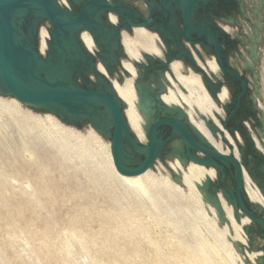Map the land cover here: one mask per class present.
<instances>
[{"label": "water", "instance_id": "water-1", "mask_svg": "<svg viewBox=\"0 0 264 264\" xmlns=\"http://www.w3.org/2000/svg\"><path fill=\"white\" fill-rule=\"evenodd\" d=\"M110 1L115 3L112 4ZM163 1L160 2L161 8H163ZM193 1L186 0L182 9L185 41L189 40L187 31H203L190 28L188 16L193 8ZM74 5L80 6L79 11H72ZM98 9H109L122 18L119 23L111 24V28L117 38L120 52L125 57L121 40H119L120 26L144 27L149 23L130 22L136 13L122 0H67V5H61L57 0H0V94L11 95L19 102L28 104L34 111L51 113L62 123L73 124L76 127L89 124L91 128L109 140L111 161L119 174H140L153 167L158 159L163 161V158L169 160L177 158L183 166L192 162L206 168L212 167L215 171L214 179L210 181L205 179L204 184L197 187L205 191L203 200L217 208L221 223L228 225L225 215L220 211L218 194L231 206L236 223H240L241 219L246 217L248 222L242 230L248 233L251 248H256L251 230L253 224L258 225L259 230H256V233L264 239V207L248 200L243 190L242 170L249 174L264 198V154L256 147L252 137L253 133L259 145L264 147V116L261 110L254 107L257 102L252 99L250 102L252 107L249 111L252 113L254 122H248V128L238 125L240 119L234 124L229 123L246 89L245 79L242 80L240 90L234 95L225 84L231 98L227 103L229 105H222L225 112L221 120L222 128L233 140L235 132L240 139V143L236 144L238 153L236 158L230 145L227 154L214 149L188 123L181 107L166 105L157 93L153 94L154 89L151 83L159 92L163 90V82L159 79L154 81L148 72L158 67L159 69L155 72L164 82H167L166 71L169 64L173 60H179L184 65L183 60H188L191 64L188 68L200 76L205 88L215 101V95L222 86L223 79L214 78L204 68L195 65L185 49L184 55L170 54L167 58L163 56L164 48H162L161 57L143 53L144 62H133V66L137 69L134 83L139 98L137 106L146 121L143 127L146 142L141 144L128 127L123 113V103L115 94L110 80L116 74L115 78L120 82L123 75L127 74L121 67L122 59L116 60L118 66H107L105 63L110 55L97 50L101 46L96 37L91 38L96 47L93 53L100 60L96 66H76L79 58L91 63L95 60L93 53L87 52L84 48L83 54L69 53L65 50L59 52L57 49L69 43L74 32L79 29H86L93 33L100 32L105 25L93 17ZM42 21H47L48 37L51 38V41L48 37L45 40L50 50H45L44 54H40L31 45L35 38L37 23ZM157 35L163 44L162 47L169 51L160 29ZM214 61L222 72V77L224 75L231 78L239 77L233 69L221 63L218 54ZM252 70V80L255 84L256 66H253ZM77 77L82 83L77 80ZM143 81L145 84L141 83ZM145 97L148 98L146 104ZM230 105L233 106L231 110ZM253 123L257 124L258 129L254 128ZM205 125L212 134L218 131L210 120H206ZM165 129L169 132L163 136ZM174 143L179 144V150L171 149ZM247 149L259 159L255 165L249 163L252 156L249 159L246 158ZM176 181L179 182L180 179L177 178ZM239 243L236 241L233 244ZM259 248L264 257V245Z\"/></svg>", "mask_w": 264, "mask_h": 264}, {"label": "rangeland", "instance_id": "rangeland-1", "mask_svg": "<svg viewBox=\"0 0 264 264\" xmlns=\"http://www.w3.org/2000/svg\"><path fill=\"white\" fill-rule=\"evenodd\" d=\"M255 87L254 84V92ZM233 89L237 91V87ZM254 98L257 102L255 93ZM20 104L32 113H48L34 111L23 102ZM248 107L240 97L239 107L229 123L240 119L238 125L245 127L243 121L254 122ZM232 108L230 105L229 109ZM63 124L84 133L91 127ZM253 125L258 129L257 124ZM24 131L8 116L0 117V264H240L235 254L222 248V241L219 242L198 216V206L192 200L169 199L170 206L182 211L178 233L165 210L133 201L109 183L94 161L65 159L41 134ZM245 156L247 159L252 156L249 163L254 165L259 161L249 149ZM165 160L169 159L163 158ZM256 230L259 226L253 224L251 234L256 248H251L246 231H243L246 245L240 242L235 246L225 238L238 253L242 254L243 250L248 254L261 253L253 260L243 259V264L264 263L259 248L264 245V239Z\"/></svg>", "mask_w": 264, "mask_h": 264}, {"label": "bare ground", "instance_id": "bare-ground-1", "mask_svg": "<svg viewBox=\"0 0 264 264\" xmlns=\"http://www.w3.org/2000/svg\"><path fill=\"white\" fill-rule=\"evenodd\" d=\"M58 1L62 5H67V0ZM137 5L139 7H142L141 3H137ZM109 21L115 23L116 17L113 14H110ZM229 29L225 27V30L229 31ZM262 30L263 43L260 47V57L256 65L257 74L255 86L257 88L255 87V93L257 94L256 96H258L256 107L261 110L262 115L264 116V21ZM47 37V28L45 29L44 27H41L39 32V51L41 53H44L46 50L45 40ZM120 38L121 45L125 54V58L121 60V67L127 72V74L122 77L121 82L116 80L115 77L110 78V80L115 94L123 103V113L130 131L141 144H145L146 137L143 127L146 124V121L137 106V104L139 103V98L134 86L137 69L133 66V62H144L142 60L143 53L161 57L163 47H161L158 35L155 32L149 31L143 26H135L131 29L130 32H127V30H122ZM81 41L89 51L95 49V44L93 43L89 33L85 31L82 32ZM197 61L199 65L214 78L216 77L219 80H222L224 78L222 77V72L220 71L219 67L216 65L212 57H205V61L203 62H200L198 59ZM100 69L102 70L101 66ZM166 76L168 85L166 86L165 91H162L163 93L161 92L160 100L166 105H176L178 107H181L187 117L188 123L207 142H209V144H211L214 149L223 154H227L230 145L233 149V154L236 158H238L236 149V144L240 143L238 133H234L233 140L228 132L221 126V120L225 116L222 105L228 103L231 98L224 82L215 95L216 101L218 102L217 103L210 96L209 92L201 81L200 76L187 66H184L181 61L173 60L169 64L168 71H166ZM141 83L145 84L144 81ZM147 101L148 98L145 97L144 103ZM2 115H6L10 119H12L16 126L21 128L22 131L25 130L27 131V133L34 132L35 134H41L51 147L56 148L58 152H60L63 158H72L80 162H86L88 160L92 162L94 161L102 175L107 178L109 183L112 184V186L124 191L128 197L132 198V200L134 199L137 202L149 204L150 207L159 206L161 207L162 211L165 210V213L168 214V216L170 217L169 220L172 222L173 226L177 228V231L180 228V223L182 222V211L173 208V206H170L169 199L180 197L182 199H189L195 202V204L198 206L196 208L198 216L201 217L210 232L212 231L219 238V242L220 240L222 241V248L224 247V249L228 253L235 254L237 259H239L240 264H243V259H246L247 257L253 260L256 256H259L261 254L260 252H254L253 254H251L252 252L250 254L244 252L241 254L238 253V250L233 246V242L236 241L241 242L243 245H246V239L243 235L245 233H243L242 230V227L248 222L246 217H243L240 223H236L233 219L231 206L226 203V201L220 194H218L221 204L220 211H222V213L225 215V219L228 222V225L225 223H221V218L219 216V211L217 210V208H215L209 202L203 200L205 191L197 187L204 184L205 179H208L209 181L214 179L215 171L212 167L206 168L202 165L192 162H189L186 166H183L179 159L173 158L167 161H155L153 167L148 168L140 174L122 175L115 171L113 167L109 151V140H106L98 135L97 132H95L91 127H88L87 131H85V133L82 131V133L81 130L79 131L73 126L64 125L51 113H43V115L36 114V112L32 113L28 109L24 108L14 97L0 96V117ZM206 120H210L213 126L218 129L215 134H212L205 125ZM104 124H106V122H104ZM244 124L246 128L249 127L247 121L244 122ZM2 126L3 125L1 124V127ZM252 137L255 141L256 147L264 154V147L259 145L253 133ZM171 149L177 151L180 149V146L179 144L174 143ZM28 156L27 158H29ZM242 177L243 190L248 200L252 203H257L264 207V198L261 192L244 169L242 170ZM177 178L180 179L179 182L176 181ZM184 211H186L185 208ZM151 212L152 211H150V213ZM195 216L191 217L194 218ZM160 219L162 220V218ZM160 219L158 220L160 221ZM192 229H194V227L191 228V230ZM180 231L181 230H179L178 233ZM70 233L71 232H69V234ZM80 236L83 235L80 234ZM174 237L177 238L175 235ZM225 238H229L233 245L231 244V242L227 240L225 241ZM214 240L215 239H213V241ZM180 242L181 241L179 240L178 243ZM169 243H171V241ZM218 245H221V243H218ZM201 253L205 254V252Z\"/></svg>", "mask_w": 264, "mask_h": 264}, {"label": "flooded vegetation", "instance_id": "flooded-vegetation-1", "mask_svg": "<svg viewBox=\"0 0 264 264\" xmlns=\"http://www.w3.org/2000/svg\"><path fill=\"white\" fill-rule=\"evenodd\" d=\"M122 1L136 13L135 16L130 19V22H148L149 24L144 27L156 34L158 29H160L169 48V51H167V49L163 47L165 50L163 54L164 58H167L170 54L173 56L184 55L185 49L191 61H193L195 65H199L197 59L203 62L205 61V57H212L214 59L218 54L221 63L224 66H229L239 76L238 78H231L224 75L223 82L229 87L232 95L240 90L242 80L245 79L246 89L241 95V98L245 99V102L248 103L249 107L247 111H249L250 107H252L250 102L252 99H255L252 68L257 65L260 57L263 35L264 0H194L193 8L188 16L189 25L191 29L203 31H187L188 41L184 39L182 19V9L186 0H164L162 5L163 8L160 7L161 0ZM110 3L114 4L115 1H110ZM137 3H141L142 7H139ZM79 8V5H74L72 11L77 12ZM110 14L116 17V22L114 24L119 23L122 19L117 13L109 9H98V12L95 13L93 17L106 27L103 26L102 30L98 33H93L86 29H79L74 32L72 40L69 43L64 44L63 48H57L58 51L61 52V50H65L69 53L76 52V54H83L84 48L87 52L93 53V50L89 51L81 41V34L85 31L89 33L91 38L96 37L101 46L97 49L98 51L102 50L110 55L105 64L107 66H118L116 60L123 59L124 57L120 52L117 38L111 28V24L113 23L109 21ZM42 24L45 26H42ZM41 27L45 29L48 28L49 25L47 21L37 23L35 38L32 40L31 45L34 46L40 54H44L39 51V32ZM133 27L135 26H129V28L120 26L118 30L119 40H121L120 36L122 30L130 32ZM225 27L228 29L230 28L229 31L225 30ZM49 39L51 41V38ZM160 43L162 47L163 44L161 40ZM46 50H50L47 45ZM93 55L95 56L94 53ZM183 62L184 66L188 67L191 65L188 60H183ZM77 63L76 66H96L97 63H100V60L95 56L94 62L91 63L88 60L79 58V62ZM154 63H157V61H154ZM237 66H241L242 68L240 69ZM156 69L159 68L155 67V70ZM155 70L149 71L148 75L150 77L152 76L154 81L159 79L163 82L162 78L157 75ZM115 76L116 74L113 75V77ZM77 80L82 83L79 77H77ZM121 81L122 79L120 82ZM151 85L154 89L153 94L157 93V95L160 96L161 92L165 91L168 83L163 82L165 87L163 86V90L159 92L152 83ZM233 86L237 87L236 92H234ZM168 132L169 131L165 129V131H163V136H166Z\"/></svg>", "mask_w": 264, "mask_h": 264}]
</instances>
